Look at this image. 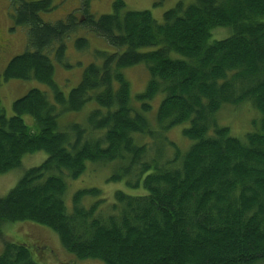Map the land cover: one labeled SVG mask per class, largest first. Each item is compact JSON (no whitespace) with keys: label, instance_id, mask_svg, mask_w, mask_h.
Instances as JSON below:
<instances>
[{"label":"trees","instance_id":"trees-1","mask_svg":"<svg viewBox=\"0 0 264 264\" xmlns=\"http://www.w3.org/2000/svg\"><path fill=\"white\" fill-rule=\"evenodd\" d=\"M9 1L13 24L27 28V48L8 61L0 85L36 80L52 100L33 88L13 101L10 116L0 105V175L19 169L26 154H47L0 196V237L5 226L30 221L54 231L80 261L264 260V0H178L161 22L115 0L113 12L82 23L75 13L44 22L40 13L52 10V0ZM80 24L115 51L94 50L95 61L65 94L50 56L65 64V39ZM217 29L230 34L214 38ZM75 47L87 50L88 40L76 38ZM138 65L148 78L132 96L125 71ZM245 102L259 126L238 138L217 119L222 108ZM81 112L82 121L68 118ZM179 125L185 150L168 138ZM108 162L116 165L108 181L127 179L145 194L115 190L107 200L98 188L78 190L69 208L68 180ZM87 196L95 200L85 204ZM34 254L26 243L4 241L0 264H39Z\"/></svg>","mask_w":264,"mask_h":264},{"label":"rangeland","instance_id":"rangeland-1","mask_svg":"<svg viewBox=\"0 0 264 264\" xmlns=\"http://www.w3.org/2000/svg\"><path fill=\"white\" fill-rule=\"evenodd\" d=\"M125 10H149L158 22L162 21L164 11L170 9L178 0H162L155 5L157 0H122ZM115 0H52L54 7L48 12L40 13L44 22L53 23L65 20L68 14L75 13V18L82 23L87 15L98 17L101 14L113 12ZM86 9L84 10L82 9ZM81 9V10H80ZM12 12L9 0H0V74H2L8 61L26 50V27H16L10 17ZM14 28V29H11ZM230 34L227 29H217L213 32L214 38H224ZM84 37L88 40V48L79 51L75 47V40ZM66 45V65L59 64L51 55L50 58L55 66L54 81L60 89L67 94L81 79L84 67L95 61L92 55L94 50H104L113 52L115 48L109 45L104 38L87 30L80 24L76 31L71 32L65 39ZM125 75L130 82V93L141 92L147 81V73L143 65L126 69ZM37 88L45 91L50 99L51 91L45 84L36 80H10L2 82L0 85V105L4 108L7 116L12 114V103L17 98L23 96L28 90ZM159 104V97L154 99ZM249 103V102H248ZM247 102L238 106H228L221 109L218 115V123L229 127L231 135L241 138L248 131H255L259 126L260 115ZM250 104V103H249ZM156 105V108H157ZM155 108V109H156ZM71 114V115H70ZM68 118L75 121H82L83 113L72 114ZM29 125L33 124L30 117H26ZM184 125L174 127L168 138L185 150L190 142L183 137L181 129ZM47 154L44 151H37L26 154L21 159V167L13 169L0 175V196H4L15 185L23 172L30 167L39 165ZM116 170V165L111 162L88 164L86 171L75 180H68L64 200L70 208V199L74 192L98 188L107 200H112L115 190H122L132 195L145 194L144 188H131L126 184L127 179L119 181H108L109 176ZM95 200L92 196L85 198V204ZM3 235L0 237V252L4 241H14L26 243L31 251L35 250L33 259L39 264H102L94 260H78L69 253L61 244L57 234L51 229L30 221H18L5 226L2 229ZM32 245V246H31ZM31 246V247H30ZM254 264H264V260L256 261Z\"/></svg>","mask_w":264,"mask_h":264},{"label":"bare ground","instance_id":"bare-ground-1","mask_svg":"<svg viewBox=\"0 0 264 264\" xmlns=\"http://www.w3.org/2000/svg\"><path fill=\"white\" fill-rule=\"evenodd\" d=\"M233 39V38H232ZM248 40V39H247ZM124 43V42H123ZM218 120V119H217ZM194 140V139H193ZM191 142H192V140H191ZM174 148V147H173ZM158 174V173H157ZM71 175V174H70ZM36 181V180H35ZM66 202V201H65ZM72 202V201H71ZM133 203V202H132ZM73 210V209H72ZM137 212H138V210H137ZM70 229V228H69ZM83 230V229H82Z\"/></svg>","mask_w":264,"mask_h":264}]
</instances>
